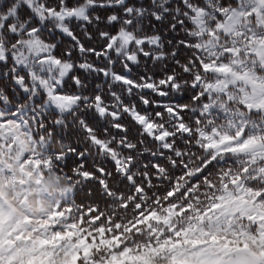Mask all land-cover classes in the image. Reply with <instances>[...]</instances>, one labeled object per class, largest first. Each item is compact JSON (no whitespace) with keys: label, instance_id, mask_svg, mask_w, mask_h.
<instances>
[{"label":"snow or ice","instance_id":"1","mask_svg":"<svg viewBox=\"0 0 264 264\" xmlns=\"http://www.w3.org/2000/svg\"><path fill=\"white\" fill-rule=\"evenodd\" d=\"M5 162L157 259L264 264V0H0Z\"/></svg>","mask_w":264,"mask_h":264},{"label":"rangeland","instance_id":"2","mask_svg":"<svg viewBox=\"0 0 264 264\" xmlns=\"http://www.w3.org/2000/svg\"><path fill=\"white\" fill-rule=\"evenodd\" d=\"M5 167L11 173H0V250L5 264H77L81 258L83 264H179L175 256L157 259L163 247H145L151 233L138 237L128 230L132 210L112 213L120 219L110 225L107 219L99 220L100 215L109 216L110 206L102 203L95 216L88 212L97 205L87 199L81 206L60 207L61 195L53 192L49 198L39 168L7 162ZM118 224L124 226L119 234L115 232ZM121 244L124 247L118 250Z\"/></svg>","mask_w":264,"mask_h":264},{"label":"trees","instance_id":"3","mask_svg":"<svg viewBox=\"0 0 264 264\" xmlns=\"http://www.w3.org/2000/svg\"><path fill=\"white\" fill-rule=\"evenodd\" d=\"M68 163L69 165H71V161H69ZM69 181H71V183H69ZM43 183L44 187L48 189V191L50 189L51 193H49L51 198L53 192L61 195V198L58 200L60 207L68 204L81 206L84 205L82 204V201L84 199H87L86 202L88 201V198L85 196V192H78L75 195V198H73L72 189L76 187V181L70 175L67 178H61V181L59 183L45 176L43 179ZM86 190L87 189H85V191ZM101 205L102 203L98 204L97 206L100 207Z\"/></svg>","mask_w":264,"mask_h":264}]
</instances>
